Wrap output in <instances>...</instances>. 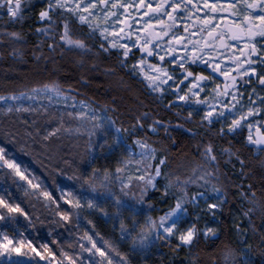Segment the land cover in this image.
Here are the masks:
<instances>
[{
    "label": "snow or ice",
    "instance_id": "1",
    "mask_svg": "<svg viewBox=\"0 0 264 264\" xmlns=\"http://www.w3.org/2000/svg\"><path fill=\"white\" fill-rule=\"evenodd\" d=\"M0 48L80 73L0 93V264L264 256V0H0Z\"/></svg>",
    "mask_w": 264,
    "mask_h": 264
},
{
    "label": "trees",
    "instance_id": "2",
    "mask_svg": "<svg viewBox=\"0 0 264 264\" xmlns=\"http://www.w3.org/2000/svg\"><path fill=\"white\" fill-rule=\"evenodd\" d=\"M27 27V25H26ZM35 42V38L30 41L31 43ZM0 51L5 52V56L3 59H0V93L5 91L7 88L11 90L13 88L19 89L23 86H34L36 82L47 81L48 79H59L62 77H71L69 80H62L64 83H75V80L79 77V70L75 69L73 65L68 64L66 67L60 68V70L56 73H53V65H49L47 70L44 69L43 64L37 66L31 59V56L28 55L25 57L26 63H22L19 61H14L10 56L7 55V52L10 51L8 48H0ZM96 79L92 80L90 83V87L87 89L81 88L82 92H86L87 95L96 96L98 99L106 100L110 97L106 95L109 90V80L103 77L102 73H94L93 74ZM138 87V85H134ZM112 95H118L116 92H112ZM39 151V149H36ZM46 163V161H45ZM105 163L104 161H100L99 164ZM99 166V165H98ZM238 167V166H237ZM251 167L253 169L258 167V158H253L251 160ZM71 174V173H69ZM61 182H66L63 177L60 178ZM248 183V181H244ZM235 212V209L232 210ZM94 223H96V230L103 234H111V228L109 223H105L103 220L94 219ZM227 223H231V220L228 219ZM259 223V221H257ZM62 231V230H58ZM47 233V228H41L39 232V236L45 237ZM35 235V233H33ZM228 239H232L234 242V237L228 236ZM64 242L71 243L72 241L68 239L67 232H64ZM218 243H220L218 241ZM264 247V246H261ZM168 249L162 248L160 252H158L151 260L148 261V264H160V260L158 257L161 254H167ZM251 256L252 264H264V256L261 255L260 249L256 248L253 252L249 254ZM185 253L181 252L174 261V264H180V261L184 258ZM170 259V257H167Z\"/></svg>",
    "mask_w": 264,
    "mask_h": 264
},
{
    "label": "rangeland",
    "instance_id": "3",
    "mask_svg": "<svg viewBox=\"0 0 264 264\" xmlns=\"http://www.w3.org/2000/svg\"><path fill=\"white\" fill-rule=\"evenodd\" d=\"M110 224V223H109ZM111 225V224H110ZM84 226L82 225V228H83ZM110 228H111V231H112V225L110 226Z\"/></svg>",
    "mask_w": 264,
    "mask_h": 264
}]
</instances>
